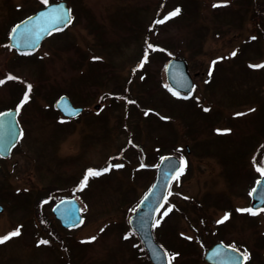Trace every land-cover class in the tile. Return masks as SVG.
I'll return each mask as SVG.
<instances>
[{
	"label": "rangeland",
	"instance_id": "obj_1",
	"mask_svg": "<svg viewBox=\"0 0 264 264\" xmlns=\"http://www.w3.org/2000/svg\"><path fill=\"white\" fill-rule=\"evenodd\" d=\"M59 1L72 10L65 30L34 54L9 46L16 23ZM172 57L188 64L189 101L168 90ZM261 65L264 0H0V113L18 109L22 130L0 157V238L20 233L0 264H152L129 219L166 155L186 167L153 227L169 264H208L216 242L264 264V210L242 211L264 173ZM62 95L84 111L64 117ZM72 197L83 222L68 230L52 208Z\"/></svg>",
	"mask_w": 264,
	"mask_h": 264
},
{
	"label": "water",
	"instance_id": "obj_2",
	"mask_svg": "<svg viewBox=\"0 0 264 264\" xmlns=\"http://www.w3.org/2000/svg\"><path fill=\"white\" fill-rule=\"evenodd\" d=\"M64 13H70V15L61 23H53L54 17ZM71 22V8L66 1L48 4L12 28L9 45L18 52H35L43 40L58 29L67 27ZM165 75L167 83L173 90L179 93L193 92L194 84L186 60L172 57L165 66ZM55 108L69 118L77 117L83 111L82 107H75L66 95L59 97ZM95 108H100V105ZM18 113L17 109L0 113V156L3 158L9 156L20 139L21 128L18 123ZM180 167L181 162L175 156L166 155L162 158L155 182L129 219L132 230L141 239L153 264L169 263L167 252L154 237L153 224ZM251 198L252 208L255 211L264 210V176L256 182L251 191ZM3 211L4 207L0 204V213ZM52 211L55 218L67 229L76 228L82 223L80 203L75 198L62 199L56 203ZM204 259L211 264H244L245 262L244 255L240 251L220 242L206 251Z\"/></svg>",
	"mask_w": 264,
	"mask_h": 264
},
{
	"label": "snow or ice",
	"instance_id": "obj_3",
	"mask_svg": "<svg viewBox=\"0 0 264 264\" xmlns=\"http://www.w3.org/2000/svg\"><path fill=\"white\" fill-rule=\"evenodd\" d=\"M47 2V0H45V3ZM180 12V9H176L175 11H173L172 13L169 14V16L165 17L164 20H167V19H170L172 16H175V15H178ZM70 15V13H64L62 15H59V16H56L54 17L53 19V23H61L62 21H64L67 16ZM164 20H160V21H157V23H163ZM70 22V21H69ZM59 30V29H58ZM149 47H152L151 45H149ZM233 55H236L235 52H233ZM98 59V58H97ZM215 64V62H213ZM252 67V66H250ZM258 67H264V65H261V66H258ZM212 72L211 70L209 71V75H211ZM8 79H14V77H8ZM0 83H3V81H0ZM28 90L30 91L31 90V85L28 86ZM175 94V93H174ZM28 99L27 95H25L24 97V100L26 101ZM205 111H207V109H205ZM220 131V130H218ZM111 167V165L109 166ZM117 167H122V165H117ZM109 169L108 168H105L103 170H92V169H89L84 177V180L82 182V184L84 186H86L87 184V181L89 179V177H92V176H99L101 174H103V172L105 171H108ZM258 171H262L264 172V170H261V169H258ZM238 211H241V210H238ZM242 211H248V212H251L253 215H255L256 213L253 212L251 209H246V210H242ZM167 213H165L166 215ZM229 218L228 214H225V216L220 220V221H217V223H223L225 220H227ZM20 233H19V230H16V231H13L12 233L0 238V244L4 243L6 240L8 239H11L12 237H15V236H18ZM94 239V238H93ZM41 243H47V241H41ZM244 259H247V256L244 257Z\"/></svg>",
	"mask_w": 264,
	"mask_h": 264
},
{
	"label": "trees",
	"instance_id": "obj_4",
	"mask_svg": "<svg viewBox=\"0 0 264 264\" xmlns=\"http://www.w3.org/2000/svg\"><path fill=\"white\" fill-rule=\"evenodd\" d=\"M182 6V5H181ZM182 8V7H181ZM212 72H213V70H212ZM191 99H193V98H191ZM191 99H189V100H191ZM178 100H183V99H178ZM189 100H183V101H189ZM232 178V177H231ZM166 244L168 245V247H169V249H170V251L171 252H174V251H177V252H174L173 254H175V255H181V252H180V249H179V247H182V245H180L179 246V244L178 243H176V242H172L171 240L169 241V240H166ZM187 247V246H186ZM188 248V247H187ZM185 250H186V248H184Z\"/></svg>",
	"mask_w": 264,
	"mask_h": 264
}]
</instances>
